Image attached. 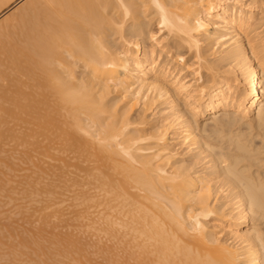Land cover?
<instances>
[{
  "label": "bare ground",
  "instance_id": "obj_1",
  "mask_svg": "<svg viewBox=\"0 0 264 264\" xmlns=\"http://www.w3.org/2000/svg\"><path fill=\"white\" fill-rule=\"evenodd\" d=\"M263 25L264 0H0L24 264H264ZM72 211L88 249L57 231ZM4 213L14 257L31 231Z\"/></svg>",
  "mask_w": 264,
  "mask_h": 264
},
{
  "label": "rangeland",
  "instance_id": "obj_2",
  "mask_svg": "<svg viewBox=\"0 0 264 264\" xmlns=\"http://www.w3.org/2000/svg\"><path fill=\"white\" fill-rule=\"evenodd\" d=\"M263 29H264V25L262 26V28H261L260 30H263ZM263 31H264V30H263ZM263 33H264V32H263ZM260 90H261V88H260ZM5 98H6V97H5ZM5 98H4V99H5ZM0 99H1V98H0ZM6 99H7V98H6ZM3 105L5 106V104H3ZM6 105H7V104H6ZM17 179H18V181H20L21 178H17ZM1 183H2V185L0 186V190H3V189H4V186H5L6 184L4 185V184H3L4 182L0 181V184H1ZM19 183H20V182H19ZM13 184H14V187H15L17 183H16V184H15V183H12V184L10 183V185H12V186H13ZM3 185H4V186H3ZM7 185H8V184H7ZM18 185H19V184H18ZM1 187H2V188H1ZM10 187H11V186H10ZM17 187H18V188H17ZM6 188H9V185H8ZM6 188L4 189V191L6 190ZM16 188H17V190H19L20 186H16ZM17 190H16V191H17ZM1 192H2V191H0V193H1ZM16 193H17V192H16ZM3 194H4V193H3ZM14 194H15V193H14ZM17 194H18V193H17ZM5 195H6V194H5ZM15 196H16L17 200H14V199H13V201H15V203H17L18 201L21 200V199H18L19 196H20V194H19V195H15ZM3 197H5V196L2 195V198H1V196H0V199H1V200L4 199ZM1 200H0V201H1ZM5 200H6V201H5ZM4 201H5V202H4ZM4 201L2 200L1 203L3 202L2 204H5V203H9V204H10V202H11V200H9L10 202H8V200H7L6 198L4 199ZM21 201L23 202V204H19V202H18L19 206H21V205H22V206H26V204L24 203L25 201H23V200H21ZM21 201H20V202H21ZM1 203H0V212H1V210L4 209V212H5V210H6V211H8V213L10 214V212H12V210H13V211H14V215L16 216V218L14 217V219L17 220V217H18V216H19V219H20L19 221L17 220V222H16V220H13V216H10V218L12 217V219H10L9 216H8L7 214H5V213H7V212L4 213V212L2 211V212L6 215V217H5V216H4V217H5L6 219H8L7 221H9V219H10V221L13 220V221H11L10 223L12 224V223L15 222L16 224H17V223L20 224L19 226H21V223H22L23 227H21V228H23V230H22V229H19V226H18V227L15 226L16 229L18 228L19 230H22L24 233H25V232L28 233V231H31V232H29L30 234L28 233V236H27V237H25V238L23 237L24 240L22 239V241H25V240H26V241H25V244H23L24 248H23L22 246H20V244H18V245H19L18 247H21L20 250H18L19 252L22 251V248H23V253H20V255H19V252L17 251V249H15L16 252L13 251V249L16 248V245H17V244H16V241H13V240H17V239H16L15 232H16V231H17V232H20V231H18V230L14 231V229L11 228V229H13L12 231H13V234L15 235V239H14V237L12 238V237L9 236V235H10L9 233H4V232H7L6 228H5V229H3V228L1 229V228H0L1 230H4V231H2V232L0 231V232L2 233V234H0L1 236H2L3 234H5L6 237L9 236V237L6 238V239H4V237H3V238H2L1 236H0V237L2 238V240H7V242L10 243V244H11V242H12V243H13V242L15 243V244L13 245L14 248H11V250H12L13 252H15V253L18 255V257L21 256V257H20V261H21V263H22L23 260H26V259H27L26 261L29 262L30 258H32V257H31V255H30V257L27 258V256L29 255V254L27 253V251H28V249H29V248L27 249V245H28L29 243H33L34 240H38V238L40 237V236H38L39 233H38L37 230H38L39 225L37 224V222H38V221L40 222L41 217H38L37 219H34V218H35V217H34L33 219H34L35 221H33V219L30 218V220H29L30 222H28V220H26V219H27L26 215L28 214V211H25V210H26V207H23V209H25L24 211L27 213L26 215H24L25 218H26V219H25L24 216H23V214H25L24 211H23V212H24L23 214L20 213V214H18V216H17V211H18V210H23V209H19V206H18V210H15V209H16L15 207H17L18 204L16 205V204L14 203V207H13V208H15V209H12V206H13L12 203H13V202L11 203V206H10L9 204H7V205L5 204L6 206L3 205L2 207H1V205H2ZM24 204H25V205H24ZM15 205H16V206H15ZM8 206H9V207H8ZM22 206H21V207H22ZM21 207H20V208H21ZM10 208H11V211L9 210ZM15 212H16V213H15ZM19 212H22V211H19ZM19 212H18V213H19ZM3 213L0 214V219H4V218L2 217V216H3ZM12 214H13V212H12L10 215H12ZM71 214H72V216H71V215H68V216H67V214H65L64 217H63L61 220H57V221L55 222V224H56V226H57V231L61 234L62 237H65L66 235H68V234H70V233H72V232H76V231H78V232H79V244H80L83 248L88 249V248L90 247L91 240H90V238H89V233L85 231V229H86V225L81 226V223H83V220L81 221L80 219H78V216H77V213H76V212L74 213V212L72 211ZM28 215H29V214H28ZM20 216H21V217H20ZM22 216H23V217H22ZM29 217H30V216H28V218H29ZM2 221H3V220H0V224L4 222V221H3V222H2ZM5 221H6V220H5ZM20 221H21V222H20ZM24 222H25V223H24ZM5 223H6V222H5ZM5 223H3L2 225H4ZM10 223L7 222V224H10ZM15 223H14V225H16ZM27 223H28V224L30 223V224H29V226L31 225L30 227L35 226V223H36L37 226H38V227L36 228V231H37V232L35 231V232L33 233V230H31L32 228L29 229L30 227L27 226V225H28ZM85 223H86V222H85ZM7 224H6V226H7ZM11 224H10V225H11ZM2 225H1V227H2ZM6 226H3V227H6ZM11 226H12V225H11ZM11 226H10V227H11ZM25 226H26V227H25ZM7 227H8V226H7ZM10 227H9V229H10ZM12 227H13V226H12ZM24 227H25L26 231H25ZM33 228L35 229V227H33ZM47 228H50V227H47ZM47 228H46L45 231H48V232H46L45 234H42L41 237H45V238H46L47 236L49 237V235H51V233H50V229L48 230ZM7 229H8V228H7ZM9 229H8V230H9ZM28 229H29V230H28ZM5 230H6V231H5ZM12 231H11V232H12ZM31 233H33V234H32L33 236L31 235ZM8 234H9V235H8ZM13 234H12V235H13ZM34 234H35V235H34ZM14 235H13V236H14ZM20 235L22 236L23 234H20ZM24 235L26 236L27 234H24ZM3 236H4V235H3ZM17 236H18V234H17ZM18 237H19V239L21 238L20 236H18ZM18 237H17V238H18ZM9 239H10V240H9ZM41 239H42V238H41ZM8 240L11 241V242H9ZM43 240H44V239H43ZM7 242H6V243H7ZM17 242L20 243L18 240H17ZM3 243H4V242H2V244H3ZM6 243H4V244H6ZM8 243H7V244H8ZM22 243H23V242H22ZM22 243H21V244H22ZM0 244H1V243H0ZM2 244H1L0 246H2ZM7 244H6V245H7ZM31 245H32V244H31ZM31 245H30V246H31ZM10 246H11V245H10ZM10 246H9V247H10ZM2 247H3V248H2ZM2 247H0V250L3 249V250H1V251L3 252V253H1V254H3V255H2L3 257L0 256V257H2V258H1V263H2V260H3V262H5L4 264H11V263H12L11 261H13V259H14V261H13L12 264H14V262L16 263V259H19V258L16 256V254H15V256L13 257L14 254L11 253V252H9V250H10L9 248H6V246H2ZM4 249H5V250L7 249L8 252H5ZM7 250H6V251H7ZM1 251H0V252H1ZM24 252H26V253H24ZM9 253L12 254V258H11V259H10L11 255H10ZM1 254H0V255H1ZM21 254H22V255H21ZM4 255H5L6 257H5ZM22 256H23L24 258H23ZM15 257H16V258H15ZM4 258H5V259H4ZM21 258H23V259H21ZM28 259H29V260H28ZM20 261H19V262H20ZM26 261H25V262H26ZM17 262H18V261H17ZM30 262L32 263L33 261L30 260ZM30 262H29V263H30ZM17 264H19V263H17ZM22 264H24V261H23ZM26 264H27V263H26Z\"/></svg>",
  "mask_w": 264,
  "mask_h": 264
}]
</instances>
